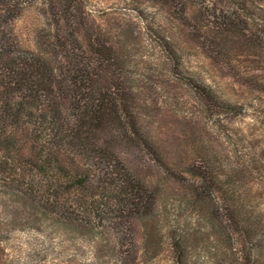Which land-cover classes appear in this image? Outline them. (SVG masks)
Wrapping results in <instances>:
<instances>
[{"label": "trees", "instance_id": "1", "mask_svg": "<svg viewBox=\"0 0 264 264\" xmlns=\"http://www.w3.org/2000/svg\"><path fill=\"white\" fill-rule=\"evenodd\" d=\"M25 1L0 0V174L8 172L7 184L37 186L46 219L150 217L162 184L141 176L122 157L137 148L164 168L172 183L185 187L192 211L210 219L219 244L214 264H264V183L251 184L254 173L264 170V156L240 155L238 127L233 165L222 150L210 157L203 136L214 111L237 114L246 105L225 99L184 68L170 33L186 29L189 41L217 62L231 55L232 42L256 54L259 67L243 76L262 86L264 0H224L233 8V23L205 0H130L125 8L137 20L120 23V33L109 36L90 22L78 0H48L55 27L49 19L34 47L23 45L12 23ZM149 9L167 15L154 21ZM140 26L153 32L165 57L175 62V79L195 97L182 113L187 124L182 139L191 154L184 165L170 163L163 153L137 92ZM218 122L214 127L226 131ZM86 226L75 224L79 233ZM199 239L194 230L175 240L177 264L186 261V240L195 246Z\"/></svg>", "mask_w": 264, "mask_h": 264}, {"label": "rangeland", "instance_id": "2", "mask_svg": "<svg viewBox=\"0 0 264 264\" xmlns=\"http://www.w3.org/2000/svg\"><path fill=\"white\" fill-rule=\"evenodd\" d=\"M78 1L83 3L90 22L108 36L120 33V23L137 20L135 13L125 8L130 0ZM205 1L217 14H225L230 22H237L233 8L224 0ZM23 4L22 11L12 20L13 27L23 45L34 47L36 34L48 26V0L45 3L44 0H26ZM148 11L149 18L154 21L167 15L155 9ZM50 22L55 27L51 19ZM139 28L137 41L142 58L139 55L136 58L134 77L140 85L137 92L141 93L140 100L149 113L153 136L163 153L170 163L177 160V166L184 165L191 154L182 139L187 129L182 113L195 97L175 79V62L165 57L153 32L143 26ZM170 33L178 44L184 68L212 85L225 99L246 105L237 114L214 111L209 117V130L206 128L207 133L203 136L211 146L210 157L222 150L221 154L233 165V129L236 127L240 155L255 151L264 156V82L262 86L249 84L243 76L244 71L259 67L257 55L232 42L231 55L217 62L189 41L186 29H170ZM262 73L264 77V70ZM149 74L158 76L149 79ZM175 99L182 104H173ZM218 121L226 126V131L219 132L214 127ZM122 157L141 176L162 184L158 207L150 217L91 221L46 219L41 213L37 186L21 184L16 187L7 184L8 172L0 174V264H177L175 240L194 230L201 239L195 246L187 240L183 244L187 256L184 264H214L219 250L216 234L210 228V219L191 210L185 187L172 183L164 168L156 165L143 150L130 148ZM260 170L254 173L251 182L255 188H261L259 186L264 183V170ZM92 222L95 223L93 229ZM76 223L87 225L86 229L79 233ZM195 235L193 232L187 239L195 238Z\"/></svg>", "mask_w": 264, "mask_h": 264}]
</instances>
